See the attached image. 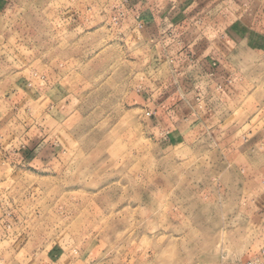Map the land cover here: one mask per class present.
Listing matches in <instances>:
<instances>
[{
  "label": "rangeland",
  "instance_id": "rangeland-1",
  "mask_svg": "<svg viewBox=\"0 0 264 264\" xmlns=\"http://www.w3.org/2000/svg\"><path fill=\"white\" fill-rule=\"evenodd\" d=\"M119 5L0 0V141L32 146L0 160V215L16 217L0 264H246L261 235L264 32L220 64L222 85L202 80L206 109L168 141L141 96L165 82L173 103L178 79L132 54Z\"/></svg>",
  "mask_w": 264,
  "mask_h": 264
},
{
  "label": "crops",
  "instance_id": "crops-1",
  "mask_svg": "<svg viewBox=\"0 0 264 264\" xmlns=\"http://www.w3.org/2000/svg\"><path fill=\"white\" fill-rule=\"evenodd\" d=\"M114 12L124 16L119 26L129 40L132 54L146 48L147 53L141 54L146 61L163 63L167 68L156 77L178 79V98L173 103L165 82L162 94L152 88L141 96L142 106L150 111L152 125L165 131L168 141L173 140L181 126L200 119V112L206 109L202 80H227L228 70L223 71L220 64L234 59L239 48L259 46L264 32V0H120ZM220 18L226 20L222 26L218 23ZM202 31L210 35H202ZM138 58L142 59L139 55ZM172 64L176 67L171 70ZM9 143L6 148L4 139L0 141V160H27L32 146ZM258 202L261 235L256 256L264 260V190ZM8 213L0 215V263L6 252L4 243L11 239L16 220L12 212Z\"/></svg>",
  "mask_w": 264,
  "mask_h": 264
},
{
  "label": "built area",
  "instance_id": "built-area-1",
  "mask_svg": "<svg viewBox=\"0 0 264 264\" xmlns=\"http://www.w3.org/2000/svg\"><path fill=\"white\" fill-rule=\"evenodd\" d=\"M246 264H264V260L261 257H256V258L249 260Z\"/></svg>",
  "mask_w": 264,
  "mask_h": 264
}]
</instances>
